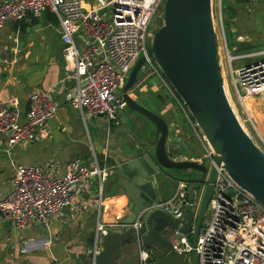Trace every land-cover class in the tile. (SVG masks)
<instances>
[{
	"label": "built area",
	"instance_id": "1",
	"mask_svg": "<svg viewBox=\"0 0 264 264\" xmlns=\"http://www.w3.org/2000/svg\"><path fill=\"white\" fill-rule=\"evenodd\" d=\"M164 1L0 0V30L6 23L21 22L30 16L37 18L44 12L53 14L58 23L67 78L74 82L68 95L70 105L78 111L84 124L95 116L104 117L109 124L117 120L119 111L126 107L122 93L124 79L141 55L146 56L147 62L159 74L152 60L147 57L150 47L147 39L153 35L152 20L163 15ZM222 2L223 0H211V11L215 32H221L225 40ZM225 47L232 85L237 102L245 113L244 119L239 117L228 100L243 130L264 154V136L257 130L253 114L251 116L252 110L248 108V104L264 95V58L234 68L232 61L243 56L230 55L227 44ZM253 55H264V49ZM161 76L163 77L162 73ZM163 82L174 100L179 101L167 80ZM180 105L183 106L181 102ZM57 110L55 97L48 91L30 94L23 117L17 99H0V140L5 141L6 151H10L18 143L44 137L48 121L56 115ZM186 116L200 148V155L193 161L205 165L208 170L214 167L216 173L213 192L206 208L208 221L203 224L195 246L192 247L186 234L175 231L169 239L172 248L183 252L187 261H190L191 251L194 250L197 264H264V204L238 184L222 162L216 164L214 150L188 112ZM247 124L251 125L254 132L250 131ZM170 158L183 160L175 152H172ZM93 160L91 164H87L79 158L70 159L60 175L50 172L52 164L44 169L37 165L11 162L10 188L0 197V215L11 219L19 231L36 224L48 228L53 217L73 205L78 185L88 189L91 180L95 178L101 195L110 167L100 163L95 157ZM191 184L193 183L176 179L170 196L146 202L130 224L98 220L92 236L90 264H97L104 235L128 228L136 231L135 245L139 264H148L152 250L143 245L138 234L139 228L157 210L180 219L178 224L184 225L185 206H189L195 214L201 197L200 192L194 189L189 201ZM100 200L99 207L102 203ZM178 234L181 235L179 239Z\"/></svg>",
	"mask_w": 264,
	"mask_h": 264
},
{
	"label": "water",
	"instance_id": "2",
	"mask_svg": "<svg viewBox=\"0 0 264 264\" xmlns=\"http://www.w3.org/2000/svg\"><path fill=\"white\" fill-rule=\"evenodd\" d=\"M147 57L158 66L214 150L216 164L222 162L230 176L264 204V154L243 130L225 93L211 0H165L163 23L152 35ZM146 62L144 55L136 61L122 88L126 106L155 126L153 138L138 143L128 141L123 149L115 152L118 160L115 159L114 180L127 199L128 214L122 222L132 223L146 202L157 199L154 187L157 175L170 169L197 171L199 176L189 187V201L194 189L201 194L195 216L189 206H185L186 222L180 226V219L157 210L138 230L143 245L152 250L148 264H197L194 250L187 261L183 252L172 248L164 231L172 228L180 234H191V245L195 246L213 192L216 170L214 167L208 170L195 161L170 158L166 151L167 122L154 111L139 105L129 94ZM120 123L131 136L126 118L121 116ZM149 145L153 146L152 152L147 149ZM103 147H100L101 151ZM104 158L101 154L98 161ZM135 244L136 231L133 228L108 232L103 236L97 264H117L123 247Z\"/></svg>",
	"mask_w": 264,
	"mask_h": 264
},
{
	"label": "crops",
	"instance_id": "3",
	"mask_svg": "<svg viewBox=\"0 0 264 264\" xmlns=\"http://www.w3.org/2000/svg\"><path fill=\"white\" fill-rule=\"evenodd\" d=\"M45 14V19L57 23L53 14L49 12ZM40 18L44 17L30 16L21 22L6 23L0 30V99H17L23 117L30 94L36 91H48L54 95L58 110L48 121L47 134L44 137H38L32 142L18 143L8 152L5 141L0 140V197L10 188L11 162L37 165L44 169H48L52 164L50 172L53 175H60L70 159L79 158L91 164L94 157L98 160L99 155L103 154L105 158L100 163H109L110 165H107L110 168L103 182L101 195L96 179L91 180L88 189L78 185L73 205L53 217L48 228L36 224L24 230L23 246L14 247L15 244L17 245V240L12 239L11 231L12 228L18 229L11 219L0 215V264H90L91 238L96 222L123 221L128 214L127 199L114 180L115 159L118 160L115 152L117 149H123L128 141L133 140L135 143L147 141L153 137L155 126L153 125L152 128L141 118L130 114L126 117V122L132 130L130 136L120 123V117H124L121 111L117 120L109 123V128L104 127L106 121L102 116L91 118L87 126L90 122L93 126L85 127L78 111L72 108L68 101L74 82L67 78L68 71L62 58L59 37L57 42L53 38L48 39L47 42L42 39L40 47L35 50L32 41L23 47L25 50L21 48V43L18 45L16 43L19 36L33 32V23H38ZM55 33L59 34L58 25ZM12 41H15V44L10 47ZM140 84L141 82L137 83L133 92L139 94L137 87ZM153 93L156 95L158 92ZM151 95L147 96L152 97ZM262 98L263 96L258 99ZM159 101L157 97L155 109L161 108ZM162 108L177 115L170 126L173 127V137L181 141L185 148H180L181 151L176 154L186 160H195L198 157L197 153L193 157L189 151L196 146L199 148L198 140L188 117L180 109V102L178 104L175 100L174 107L169 103ZM152 111L160 115L157 109ZM165 121L169 126V122L166 119ZM110 130H116L113 139H104L103 132ZM101 146H105L102 151ZM147 149L152 152L153 146L149 145ZM175 180L167 170L157 175L154 186L157 199H165L171 195ZM99 200L102 201L100 207ZM40 241H47L48 246H40ZM31 244L33 250L30 248ZM26 246L29 248L27 247L23 252ZM130 251H133L132 257ZM117 264H139L136 245L124 246Z\"/></svg>",
	"mask_w": 264,
	"mask_h": 264
},
{
	"label": "rangeland",
	"instance_id": "4",
	"mask_svg": "<svg viewBox=\"0 0 264 264\" xmlns=\"http://www.w3.org/2000/svg\"><path fill=\"white\" fill-rule=\"evenodd\" d=\"M222 3H223V16H224V24H225V40L221 32L218 31L216 33L218 40V60H219L220 72L222 76L225 93L228 99L230 100L231 104H233V106L235 107L239 117L241 119L242 118L244 119L245 113L242 110V107L237 102V98L232 85L231 73H230L231 68L228 62L227 50L225 44H227L228 47L227 49L229 50L230 55L243 56L238 59L236 58L235 60L232 61V67L234 68L241 67L264 58V55H253V53L259 52L260 50L264 49V0H223ZM45 13L46 12L42 13L41 17L44 18H40V21L38 23L36 24L33 23V32L18 37V40L16 41L17 45L21 43V48H23L27 46V43L29 41H32L33 49L35 50V48L40 47L41 41L43 40L47 42L48 39L53 38L57 42L58 37L60 39L59 34L55 33V28H57L58 23L56 22L54 23L52 21L45 19L46 17ZM162 23H163V15H161L158 18H154L151 22L152 32L154 33L162 25ZM151 38L152 36L147 39L148 45L151 44ZM14 44L15 41H12L11 44L9 45L10 47H12V45ZM61 46H62V42H61ZM23 49L25 50V48ZM152 63L154 67L158 69L159 74L148 62H146L137 74V81L134 87L131 89L130 95H132L135 98L136 102L139 105L151 111L157 109V112L160 113V115L163 116L169 122V132H168V140L166 143L167 144L166 151L170 156L172 154L171 151L178 154L179 151H181L180 148L184 149L185 145L181 143V141H176V139L173 137L174 135L173 127L170 126V123L177 118V115L173 112L168 111L167 109H163L164 107L162 108V106H165L170 103V105L174 107L175 106L174 96L172 95L169 88L164 84L163 80L165 81V79L161 76L162 72L153 61ZM126 81H127V77L124 79V83ZM140 82L141 84L138 85L137 87V89H139V94L138 92L136 93L133 92V90L137 86V83L139 84ZM154 91L160 93L163 96V98H161L159 101L161 106V108L159 109L158 107H156L155 109V105H157V97L154 95L153 93ZM151 94H153V96ZM147 95L148 96L151 95L152 97H148ZM172 100L174 102H172ZM176 102L179 104V101L177 99ZM248 108L252 110L251 116L253 114L252 117H254V123L256 125L257 130L264 136V95L262 99L255 100V102L253 103L251 102L250 104H248ZM180 109L184 114H187L188 110L186 109L185 106L183 107L180 105ZM121 111H123L124 113V118L132 114L136 117L141 118L151 127L154 125L145 116L129 109L127 106L122 110H120L119 112ZM188 114L189 116H191L189 112ZM84 125L85 127L91 128L93 126V123L90 122L88 126L87 124ZM107 126L109 128L110 125L107 124L106 122V124H104V127ZM247 126L250 129V131L252 130L254 132V129L251 127L250 124L249 125L247 124ZM115 132L116 130H112V131L110 130L108 132L104 131L103 138L112 140ZM171 144H174L175 146H172ZM195 153H197V156L200 155L198 146H196L191 151H189V154L193 157H195ZM170 172L174 179L185 180L190 183H195V179H197L199 176V173L192 169H178V170L170 169ZM193 210H195V207H193ZM196 212L197 210H195V213ZM207 221H208V216L205 212V216L203 217L202 224H206ZM11 232L13 234L12 239H14L15 241L17 240L16 242L17 245L15 244L14 247L23 246L25 243V241H23L24 238L22 236L24 231H19L16 230L15 228H12ZM174 233L175 231L172 228H167L164 231L165 237L169 239L174 235ZM180 236L181 235L178 234L177 239H179ZM186 237L188 241L191 242L192 239L191 234H186ZM40 242H41L40 246L42 247L43 246L45 247L46 245L48 246L47 241H40ZM27 247L28 246L23 248V252L27 250ZM30 248L31 250H33L32 244ZM18 250L19 249H16V251ZM130 254H131L130 257H132L133 251H130ZM23 256L24 255H21V257Z\"/></svg>",
	"mask_w": 264,
	"mask_h": 264
},
{
	"label": "trees",
	"instance_id": "5",
	"mask_svg": "<svg viewBox=\"0 0 264 264\" xmlns=\"http://www.w3.org/2000/svg\"><path fill=\"white\" fill-rule=\"evenodd\" d=\"M164 77V76H163ZM157 95V96H156ZM155 96L156 97H158V99L160 100L161 99V97H163V96H161V95H159V93H157ZM179 98V97H178ZM179 101L182 103V101L180 100V98H179ZM184 106V105H183ZM191 117V116H190ZM192 118V117H191ZM107 164H109V163H107ZM110 165V164H109ZM167 171H170V170H167ZM150 260V259H149Z\"/></svg>",
	"mask_w": 264,
	"mask_h": 264
},
{
	"label": "flooded vegetation",
	"instance_id": "6",
	"mask_svg": "<svg viewBox=\"0 0 264 264\" xmlns=\"http://www.w3.org/2000/svg\"><path fill=\"white\" fill-rule=\"evenodd\" d=\"M129 94H130V92H129ZM203 222V221H202ZM203 225V224H202Z\"/></svg>",
	"mask_w": 264,
	"mask_h": 264
}]
</instances>
